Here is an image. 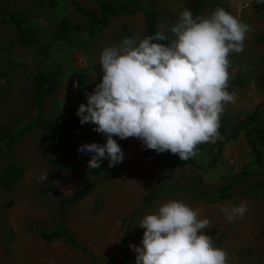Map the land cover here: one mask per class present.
I'll use <instances>...</instances> for the list:
<instances>
[{"label":"rangeland","instance_id":"rangeland-1","mask_svg":"<svg viewBox=\"0 0 264 264\" xmlns=\"http://www.w3.org/2000/svg\"><path fill=\"white\" fill-rule=\"evenodd\" d=\"M76 1L98 11L99 0H1L5 8L30 20L38 41L26 48L18 43L12 26L0 23V61L11 73L9 79L1 81L7 94L0 100V127L15 125L30 110L32 82L37 70H49L56 61L63 66V75L57 91L47 102L43 126L38 133L26 134L7 156L0 153V172L13 161L23 163L26 168L15 189L9 192L0 187V264H106L102 258L118 246L124 218H130L144 203L145 196L165 168L163 153L146 150L139 139L115 137L125 153L124 168L116 176L105 172L96 175L88 164L92 154L79 151L86 143H106L104 134L94 131L93 124L83 125L68 138L70 160L75 169L61 170L51 165L50 159L59 149L50 134L60 127L67 115L76 113L81 103H87L86 94L92 93L101 82L103 73L99 59L102 50L119 45L126 38L142 39L146 28L144 11L135 15L121 14L95 38L84 31L73 30L68 40L57 42L53 35L62 17L72 24H87L74 8ZM218 1L219 6L206 2L202 16L224 8L252 28L246 35L244 51L229 56L227 90L234 95V101L225 105L224 112L235 119L261 106L260 115L264 117V86L259 84L264 73V16L255 11L257 0ZM155 3L159 27L172 40L174 35L170 28L182 10L192 11L191 0H155ZM47 45L48 51H45ZM75 76L79 81L76 100L70 91ZM211 146L212 142L199 144L197 154L180 163L174 180L163 188L164 192L172 191L138 210L128 224L130 245L142 246L145 230L139 224L146 215L155 213L168 200L177 199L199 210L200 218L210 220L204 232L213 238L216 247L228 253V264H264V162H255L244 135L229 140L215 164ZM243 168L251 173L239 186L250 192L218 202L207 200L204 195L217 194L219 187L225 184L224 179H230ZM44 173L48 176L42 182L39 178ZM87 179L94 181V190L71 207L64 219L80 248H74L63 239L45 240L41 232L55 228L58 201L52 193L43 190L51 181L63 194H73ZM182 186L196 192L194 195L182 192L179 190ZM241 202H246L248 208L244 218L228 221L222 208ZM97 255L98 262L92 261Z\"/></svg>","mask_w":264,"mask_h":264},{"label":"clouds","instance_id":"clouds-1","mask_svg":"<svg viewBox=\"0 0 264 264\" xmlns=\"http://www.w3.org/2000/svg\"><path fill=\"white\" fill-rule=\"evenodd\" d=\"M264 3V0H257ZM252 31L224 8L209 16H194L190 9L178 14L169 43L163 30L154 35L126 38L102 50V80L87 103L77 111L80 123L95 125L106 143H86L79 151L91 153L89 168L122 163L125 153L115 137L139 139L145 149L171 152L187 161L201 143L220 137L225 105L234 101L227 90L231 53L244 51ZM48 174L40 176L45 182ZM230 222L243 219L246 202L224 206ZM210 220L182 200L170 199L139 224L145 231L142 246L130 245L136 264H228V253L205 234Z\"/></svg>","mask_w":264,"mask_h":264},{"label":"trees","instance_id":"trees-1","mask_svg":"<svg viewBox=\"0 0 264 264\" xmlns=\"http://www.w3.org/2000/svg\"><path fill=\"white\" fill-rule=\"evenodd\" d=\"M206 2H212L219 6L218 0H191L193 15L198 17L203 15V10ZM98 11L86 6L81 1H76L74 8L79 12L85 21L86 26L72 24L68 18L62 17L57 24L53 38L57 42L68 40L70 33L73 30L84 31L89 37L95 38L110 24L112 19L118 15H135L141 11L145 12L146 28L142 35V39L154 35L161 30L159 27V13L156 9L155 0H99ZM255 11L264 16V3L254 4ZM0 23L12 26L17 35L19 44L26 48L34 46L38 37L31 26L30 20L15 14L4 7L0 0ZM168 37V36H167ZM264 40V35L262 37ZM171 38L162 41L161 43H169ZM48 46L46 50L48 51ZM63 75V66L59 62H54L50 65L49 70L39 69L33 77L32 104L30 110L18 123L12 126L0 127V153L3 157L7 156L13 146L26 134L38 133V130L43 126L45 108L48 100L57 91L58 81ZM11 76L8 68L0 61V100L6 96V87L1 84L2 79H9ZM259 84L264 86V73L259 78ZM261 106H258L251 112L239 114L235 119L224 112L220 118L219 133L220 137L212 142V159L213 164L217 163L224 153L229 140L236 139L244 135L247 143L251 146L255 162L262 164L264 162V117L260 115ZM90 124L85 123L83 125ZM80 118L76 113L67 115L60 127L50 137L53 138L58 145V153L50 159L51 165L55 169L72 170L75 166L70 160V150L68 138L78 131L82 126ZM123 150V149H122ZM124 151V150H123ZM165 168L157 179L156 185L147 193L145 201L133 212L127 222H131L136 216L138 210L148 203L161 197L163 194L169 193L172 190L167 189L164 192L166 185L172 182L175 178L177 167L184 162L177 154H172L170 151L165 152ZM125 165V158L122 163L115 167H109V162L104 159L100 168H93L92 171L99 175L105 172L107 175L116 176L119 174ZM26 168L23 163L13 161L7 164L0 172V187L5 191H12L24 177ZM248 168H243L241 172H237L230 179L225 178V184H222L218 193L215 195H204L209 201L218 202L222 199L231 198L239 194H247L250 192L244 186H239L240 183L250 175ZM169 185V184H168ZM167 185V186H168ZM94 181L87 179L86 184L73 194H63L55 187L53 182H49L48 186L43 190L44 193L50 192L58 201L57 222L54 229L51 231L43 230L42 237L47 241L55 239H63L73 247H78V243L74 236L69 231V228L64 224V219L67 211L88 197L94 190ZM169 188V187H168ZM239 188V189H237ZM182 192L194 195L196 192L190 187H180ZM130 235V227L122 237V251L125 259L130 258V253L127 247L128 237Z\"/></svg>","mask_w":264,"mask_h":264},{"label":"crops","instance_id":"crops-1","mask_svg":"<svg viewBox=\"0 0 264 264\" xmlns=\"http://www.w3.org/2000/svg\"><path fill=\"white\" fill-rule=\"evenodd\" d=\"M131 218V217H130ZM128 218V219H130ZM128 219L123 220V226H124V230H120L119 235H118V246L114 249L113 252H109V255H105V258L103 257L102 259L103 262L105 261L106 264H136V255L137 253H134L130 247V237H131V230H130V235L128 237V241H127V247H128V251L130 253V258L125 259L124 255H123V251H122V237L124 236L126 230H127V226L130 227L128 224L129 222ZM76 239V238H75ZM77 241V240H76ZM78 243V242H77ZM80 245L78 244V248ZM77 248V247H74ZM93 259H91L92 261H97L98 255L95 257H92ZM100 262V261H99ZM91 264V263H90Z\"/></svg>","mask_w":264,"mask_h":264},{"label":"built area","instance_id":"built-area-1","mask_svg":"<svg viewBox=\"0 0 264 264\" xmlns=\"http://www.w3.org/2000/svg\"><path fill=\"white\" fill-rule=\"evenodd\" d=\"M70 91L72 98L76 100L79 93V81H78V77L76 76L72 80Z\"/></svg>","mask_w":264,"mask_h":264}]
</instances>
